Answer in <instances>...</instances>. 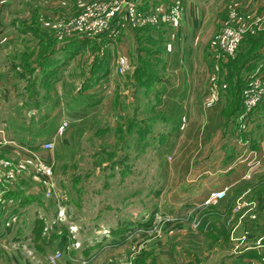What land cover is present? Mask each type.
I'll return each instance as SVG.
<instances>
[{
    "label": "rangeland",
    "instance_id": "rangeland-1",
    "mask_svg": "<svg viewBox=\"0 0 264 264\" xmlns=\"http://www.w3.org/2000/svg\"><path fill=\"white\" fill-rule=\"evenodd\" d=\"M97 1L7 0L3 3L4 7L0 12V32H16V28L11 27L8 23L17 16L22 17V19L29 17L33 9H36L40 15L42 13L50 15L53 14L54 8H61L69 17H73ZM173 1L176 0L171 2ZM76 2L78 3L77 6H75ZM171 2H166V5ZM236 2L237 0H220L218 15L216 3L213 4L209 10L210 21L220 18L223 24L228 12L235 8ZM46 3L50 7L41 10V4ZM236 9L249 16L252 14L240 7ZM261 11L259 10V12ZM182 13L178 27L175 28L178 31H180L182 23ZM260 16L263 17V15ZM43 22H47V26L52 28L50 23L53 22V19L43 20ZM36 27L37 31L41 30L39 26ZM81 38L84 39H81L80 46L82 48L84 44H88L86 41L88 39L86 37ZM217 41L218 37L215 48H217ZM53 42L54 40H50L49 45L41 49L38 54L36 53L37 56L30 50L27 57H23V59L21 57L19 64L23 69L26 68L31 71L28 73L29 76L35 75L32 67L38 65V61L42 59L44 52L46 54L47 51L50 52V46ZM136 45L132 40L128 42V46L124 45V49L129 48L133 62H136ZM92 46L94 47V43L83 48L82 54H78L72 59L71 70L75 77L74 82H70L72 85L69 87L72 95L69 93L68 95L71 99L74 96V98H79L77 88L79 85L77 83L83 82L89 73V52L93 49ZM246 46L251 47L245 41L236 53L232 55L221 53L219 57L216 56L217 59L222 57L221 62L228 65L227 76L230 75L229 81L232 76L234 79L241 80V75L243 78L247 72L248 68L242 70L241 73L229 72L231 64L236 66L239 63L238 56ZM98 53L101 54V52ZM219 53L217 50L216 54L219 55ZM91 55L94 56V53ZM115 69L117 72L114 76V82H117L120 87H113L111 90L107 88L106 90H109L110 93L105 98L103 107L100 106L102 115H105L102 123L110 115V120L108 119L110 126L109 129H101V136L97 137V139H102L103 144H107L108 147H104V145L103 147H93L94 138L93 141L82 140L81 147L78 145L72 147L73 145L70 144L68 146L63 140L67 129L63 134L58 133L62 114L72 118L76 111H80L82 114L88 111L86 97L82 99L81 103L69 99L70 103L66 101L62 105L49 103L42 105L41 109H33L29 108L31 104H23L21 106L23 108L20 109L22 98L16 101L15 94L20 95L22 91L28 90V85L23 80L21 82L16 81L19 87H14L10 83L12 99L8 104L0 103L1 119L11 122L17 115H28L29 118V113H35L34 117L38 114L46 116V113H50L49 123L53 119L55 124H58L57 133L59 135H50V138L46 134L34 135L37 136L34 138L28 137L36 147H41V144L46 140H52L55 144V147L50 151L41 152V157L47 160L53 169V175L50 176L48 184L41 180V177L45 176L44 174H37L31 168L20 165L21 158L25 156V150H23L24 153L21 152V157L18 159H14L16 156L12 148L7 149V155L4 154L14 163V171L11 174L8 173L10 169H5V174H0V178H2L0 187L1 184H4L2 187H13L19 191L29 190L31 191L29 197L38 198L42 201V205L29 206L26 202L23 203V195L17 196L18 199L16 198V200H20L22 203V207L18 210L23 208L20 212L22 216L14 215V222H12L11 227L9 226L10 228L8 227L9 230L0 232V264H52L47 260V257L58 251H64V249L67 251L62 253L58 264H68L67 261L71 259L79 264L77 262L79 257L82 258L80 264H254L253 259L260 258L261 251L264 249L255 248L256 244H264V200L255 201L250 193L246 196H241V194L234 196L237 191L240 193L242 190L252 187L253 183H247L252 181L241 180L232 187V189L235 187L232 195H228L224 200H209L212 191L229 186L226 184L220 187L219 184L208 183L209 180L200 182L201 179H206L202 174L210 175L212 173L213 176L220 174V166L215 167L220 163L218 153L220 148L207 147V149L210 148L209 152H212V154L207 155L204 152L207 150L206 148L203 151V147H195V149L194 147H187L186 153L181 158H176L181 148L184 147H119L121 140L114 139L116 130L119 133L122 131L118 123L120 120L124 121L122 116L125 113L130 115L132 111L134 113L136 111L132 110L131 103L124 104L125 106L121 108V105H114L113 100L118 89V91L128 90L125 95H129V99L132 101L135 99V89L133 85L126 88L121 87L120 82L126 83V79L124 78L125 75L120 74L117 70V59ZM232 70L234 71L233 68ZM251 74L245 75L244 82ZM6 81L12 82L14 80L11 76ZM242 85H246V83ZM214 88L220 92L217 86ZM1 93V96L5 94L4 91ZM80 93L82 96L86 95L83 94V91ZM239 94L240 97L243 96V88ZM219 95L220 93L218 95L211 93L206 97L204 103L206 107L214 109L217 107L215 110L212 109L213 111L208 110V112L214 113L220 107V101H217ZM212 99L214 101L210 104ZM12 109L19 110L13 113L11 112ZM184 113L187 115L185 109L182 110L181 115ZM71 120L67 130L70 138L68 141L73 137ZM3 122L6 121H0L1 124ZM78 123L82 122L77 121V128H79ZM188 124L187 115V122L185 124L180 123L179 131L184 130ZM95 127L87 122L85 125L86 133L90 135L92 130L96 129ZM4 138L11 143H13L12 140L16 144L21 143L9 135ZM10 144L1 146L10 147ZM200 149L203 152L200 151V153ZM237 149L239 154H245L248 161L250 159L253 163L256 162L253 164L255 166L253 170H256L255 183L260 189H263L264 158L255 157V155L248 158V149L245 147H237ZM210 159H215L212 162L214 167L209 169L211 173L206 174L207 167H204V164ZM194 160L195 165L192 167L190 164L188 167L185 166L188 161ZM240 169L242 170V168ZM244 170L246 172L248 169L244 168ZM3 175L4 177H2ZM232 189L229 191L232 192ZM238 204L241 205V208L235 211L234 209ZM4 209V213H0V229L7 226L8 207L5 206ZM12 210L14 209L12 208ZM60 210H64L63 219H57ZM36 218L43 220V226L37 230L39 229L38 231L44 233L45 237L37 240L30 235V229L36 228V225L39 224H36ZM119 230V236L112 235L114 231ZM114 241L117 243H113ZM67 245H71L73 249L78 248L68 252Z\"/></svg>",
    "mask_w": 264,
    "mask_h": 264
},
{
    "label": "crops",
    "instance_id": "crops-1",
    "mask_svg": "<svg viewBox=\"0 0 264 264\" xmlns=\"http://www.w3.org/2000/svg\"><path fill=\"white\" fill-rule=\"evenodd\" d=\"M132 1L137 5L139 4L141 9H147L150 5L162 2L168 3L172 0ZM180 1H182L183 5L180 31L169 24L141 30L128 29L121 33L116 38V41H112L108 37L87 38L88 44H84L82 48L81 46H71L70 43L82 41L81 39L83 38L75 36L62 39L58 36L57 24L71 18L61 8H54L52 10L53 14L50 15L45 13L40 15L36 9H33L29 17L23 19L19 16H17L18 19L14 17L8 24L16 28V32H0V103L8 104L11 101L10 83L14 87H19L16 84L17 80L19 82L23 80L28 85V90L22 91L20 95L15 94L16 101L22 98L20 109L23 108H21L23 104H31L29 108L33 109H41L42 105L49 103L62 105L66 101L70 103L69 99L77 100L81 103L82 99L86 97L88 111L84 114L76 111L73 113L72 118L65 114L60 115L61 121L64 119L69 120V125L72 119L73 137L68 141L70 139L67 132L68 126L64 136L65 139L63 140L68 146L73 145L72 147H74L78 145V147H81L82 140L93 141L92 139L94 138L95 143L92 146L103 147L102 139H97V137L101 136V129H109L110 115L106 117L109 120L104 119L102 123L105 115H102L100 106L103 107L102 104L110 93L109 90H106L107 88L111 90L113 87H120L117 82H114V76H116L115 73L117 72L115 69L116 59L124 56L128 60L127 71L124 74L125 77L123 76L126 79V83L120 82V84L123 88L133 85L135 99L131 101L129 95H125L128 90L118 91L117 89L113 102L114 105H121V108L125 106L124 104L128 105L131 103L132 110H135L136 113L132 111V115L126 113L124 115V112H122L124 121L120 120V123H118L122 131L119 133L116 130L114 136V139L121 140L119 147H184L181 148L176 158H181L186 153L187 147H194V149L195 147H203V151L207 147H218L220 148V152H218L220 163L215 167L220 166V174L211 175L212 173L209 169L214 167L212 162L215 159H210L204 164V167H207L206 174H211H202L206 179H201L200 182L209 180L208 183L219 184L220 187L228 184L231 185V191L232 187L241 180H251L252 182H245L253 183L252 187H248L240 193L237 191L234 196L240 194L241 196H246L250 193V196L255 201H263L264 186H262L263 189H260L255 183L256 170H253L255 167L253 164H256V162L253 163L250 159L248 161L245 154H239L237 147L248 149V158H252L254 155L255 157L264 158V102L255 109L252 115L244 118L242 117L243 96L240 97L239 94L241 88L245 86L242 84L246 83V81L244 82L245 75L253 73L261 64L264 67V43L258 52L250 58L245 56L249 51V47L246 46L241 50L238 56L239 63L236 65L237 70L238 73H241L242 70L248 68L247 72L243 78L241 75V80L234 79L232 76L229 81L228 77L230 75L227 76L228 65L221 62L222 57L220 59L216 58V40L222 22L220 18L210 21L209 16V10L215 3L218 15L220 0ZM4 2H7V0H0V12L3 10ZM236 3L235 8L240 7L247 13H252V16L263 15L264 17V0H237ZM77 5L78 3L76 2L75 6ZM49 7L48 3L41 4V10H46ZM37 9L40 10L39 8ZM259 10L262 11L259 12ZM48 19H53V22L50 23L52 28L47 26V22H43V20ZM36 26H39L41 30L37 31ZM260 31L264 32V24L263 29ZM50 40H54V42L50 46L51 50L48 53V57L40 59L38 65L32 67L35 75L29 76L28 73H31V71L26 68L23 69L21 64H19L21 57L22 59L27 57L30 50L37 56L41 49L49 45L48 42ZM130 40L137 44L136 62L131 61L129 48L124 49V45L128 46ZM91 43H94V47L92 46L93 49L89 52V73L83 82L80 83L79 81L77 83L79 85L77 87L79 98H74V96L71 99L68 95V93L71 94L69 87L72 85L70 82H74L75 77L72 75L73 71L71 70L72 59L78 54L81 55L83 48H87ZM98 52H101V54ZM93 53L94 56L91 55ZM136 68H138L137 74ZM11 76L14 81H6ZM214 86H217L220 92ZM2 91L5 92L3 96H1ZM80 91H83V94L86 95L82 96ZM211 93H216L217 95L220 93L219 100H217L220 101V107L214 113H210L208 110H215L217 107L214 109L204 105L206 97ZM124 99H126V102H124ZM183 109L186 110L189 124L184 130L179 131L178 125L180 124L179 121ZM15 110L12 109L11 112L16 113L19 109ZM34 115L35 113H29V118L28 115H17L11 122L2 120L0 115V121H6L2 124L0 123V142L7 135L21 141V143L19 142L20 144H16L12 140L13 143L9 145L10 147L0 146V157H8L4 156V154L7 155V149L10 148H12L16 156L14 159L21 157V152L24 149H37L39 146L36 147L31 142V139H28L29 136L34 138L38 135L46 134L50 138V135H59L57 133L58 124L56 125L53 119L49 123L50 113H46V116L38 114L34 117ZM77 121L82 122L78 123L79 128H77ZM87 122L92 127L96 126V129H93L90 135L86 133L85 125ZM120 136L122 137L120 138ZM114 145L116 144L114 143ZM104 147H108V145L105 144ZM209 151L210 148L204 152L207 155L212 154ZM189 164L192 167L196 162L195 160L188 161L185 166L188 167ZM244 168L248 170L245 172ZM0 188H2V185ZM6 189V192L11 195L5 196L6 193L4 194L5 201L0 203V213H4L6 206L8 209L12 207L14 209L12 210L11 208L13 213L17 214L18 212L22 216L20 212L23 208L18 211L22 207V203H20V200H16V198L18 199V192L21 191L8 186ZM234 189L235 187L232 192H228V195H232ZM26 191H24V195L28 197L30 193H28L29 190ZM227 196L220 200L226 199ZM26 204L29 206L42 205V201L37 198L31 202H26ZM2 230L7 232L9 228H2L0 232ZM30 230L32 238L35 237V240H37L35 228ZM43 234L41 232L40 237L45 238ZM255 248H264V244H256ZM262 250L261 257L253 259L254 264H264V249ZM67 262L68 264H76L72 259Z\"/></svg>",
    "mask_w": 264,
    "mask_h": 264
},
{
    "label": "built area",
    "instance_id": "built-area-1",
    "mask_svg": "<svg viewBox=\"0 0 264 264\" xmlns=\"http://www.w3.org/2000/svg\"><path fill=\"white\" fill-rule=\"evenodd\" d=\"M183 10L182 1L176 0L169 5L160 3L150 5L147 9H141L132 0H98L91 6L82 10L79 14L69 18L68 20L61 21L57 24L58 36L62 39L70 37H86V38H101L108 37L112 41L128 29H140L145 27H159L163 24H169L173 28L178 27L181 13ZM263 29V17L249 16L239 11L236 8L231 9L225 20L223 21L221 31L218 36L217 50L223 55H232L238 51L242 41L247 34H255ZM128 67V60L124 56L117 58V70L120 74H125ZM243 114L242 117L247 118L253 114L255 109L264 102V67L259 65L257 69L246 79V85L243 88ZM214 101L212 99L210 104ZM187 122V115H181V124ZM69 126V120L64 119L58 127V133L63 134ZM6 138L0 142V146L10 144ZM54 142L46 140L34 150L24 149L25 156L21 160L24 167H29L37 174H44L41 180L48 184V180L53 175L52 166L49 162L41 157L42 151H50L53 149ZM40 148V149H39ZM10 169L8 173H13L14 163L7 158L0 157V174H5L4 170ZM4 177V175L2 176ZM2 178H0V181ZM4 185V184H1ZM7 186L0 188V203L5 201L4 194L6 193ZM230 185L214 190L209 195V200L222 199L228 195ZM28 193H31L29 191ZM241 205L235 207V211L239 210ZM7 226L5 229L12 225L13 217L16 215L12 210L8 209ZM18 215V213H17ZM64 210H60L57 219H63ZM9 227V228H10ZM68 246V252L74 251L71 245ZM75 245L73 244V247ZM80 247V246H79ZM72 249V250H71ZM71 250V251H70ZM64 251H67L64 249ZM64 251H58L54 255L47 257L52 264H58ZM82 258H77L80 264Z\"/></svg>",
    "mask_w": 264,
    "mask_h": 264
},
{
    "label": "trees",
    "instance_id": "trees-1",
    "mask_svg": "<svg viewBox=\"0 0 264 264\" xmlns=\"http://www.w3.org/2000/svg\"><path fill=\"white\" fill-rule=\"evenodd\" d=\"M148 28H150V27L140 28L139 30H141V29H148ZM263 33H264L263 31H260V32H258L256 34L249 33V34L246 35V37L242 41V43L246 41L248 44L251 45V47H249V51L245 54V56L247 58H250V57L254 56V54H256L258 52V50L261 48L262 44L264 43V37L262 35ZM81 42L82 41H74V42H72L70 44H71V46L74 45V47H78V46L81 45ZM48 52L49 51H47V54L44 52L42 59H46L48 57ZM232 68L234 69V71L232 70ZM236 70H237V67L234 66L233 64H231L230 65V68H229V72L230 73H233V72H236L237 73L238 70L237 71ZM137 72H138V68H136V74H137ZM242 110H243V108H242ZM179 123H181V119H180ZM18 193H19L20 196L21 195L24 196L23 203H25V202H31L34 199V197H29V195H28V197H26V195H24L25 194L24 191H21V192H18ZM6 195H11V194L9 192L8 193L6 192L5 196ZM35 221H36V224L39 223L38 225H36L35 230H36V236H37V238L40 239L41 238L40 237L41 236V231H38V230L41 228V226H43V220H41L39 218H36ZM37 228H39V229L37 230ZM118 233H120V230L119 231H114L112 235L119 236L120 234H118ZM114 240H118V239H114ZM113 243H117V241H114Z\"/></svg>",
    "mask_w": 264,
    "mask_h": 264
},
{
    "label": "bare ground",
    "instance_id": "bare-ground-1",
    "mask_svg": "<svg viewBox=\"0 0 264 264\" xmlns=\"http://www.w3.org/2000/svg\"><path fill=\"white\" fill-rule=\"evenodd\" d=\"M7 159H9V157H6Z\"/></svg>",
    "mask_w": 264,
    "mask_h": 264
}]
</instances>
